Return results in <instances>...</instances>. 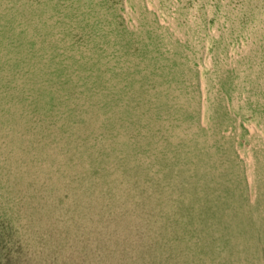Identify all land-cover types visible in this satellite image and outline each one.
<instances>
[{
    "label": "rangeland",
    "instance_id": "1",
    "mask_svg": "<svg viewBox=\"0 0 264 264\" xmlns=\"http://www.w3.org/2000/svg\"><path fill=\"white\" fill-rule=\"evenodd\" d=\"M0 264H264V0H0Z\"/></svg>",
    "mask_w": 264,
    "mask_h": 264
},
{
    "label": "bare ground",
    "instance_id": "2",
    "mask_svg": "<svg viewBox=\"0 0 264 264\" xmlns=\"http://www.w3.org/2000/svg\"><path fill=\"white\" fill-rule=\"evenodd\" d=\"M12 177H13V176H12ZM7 188H8V186H7ZM31 192H32V191H31ZM24 194H25V193H24ZM32 194H33V193H32ZM1 196H2V195H1ZM10 198H11V197H10ZM28 199H29V198H28ZM16 200H17V199H16ZM33 201H34V200H33ZM33 201H32V202H33ZM23 207H24V206H23ZM27 211H28V210H27ZM24 213H25V212H24ZM23 216H24V215H23ZM40 219H41V218H40ZM37 229H38V228H37Z\"/></svg>",
    "mask_w": 264,
    "mask_h": 264
}]
</instances>
